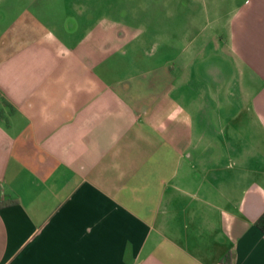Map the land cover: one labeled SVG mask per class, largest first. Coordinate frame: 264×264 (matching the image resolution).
Returning <instances> with one entry per match:
<instances>
[{"label":"crops","instance_id":"obj_1","mask_svg":"<svg viewBox=\"0 0 264 264\" xmlns=\"http://www.w3.org/2000/svg\"><path fill=\"white\" fill-rule=\"evenodd\" d=\"M0 110V264H264V0H0Z\"/></svg>","mask_w":264,"mask_h":264},{"label":"trees","instance_id":"obj_2","mask_svg":"<svg viewBox=\"0 0 264 264\" xmlns=\"http://www.w3.org/2000/svg\"><path fill=\"white\" fill-rule=\"evenodd\" d=\"M0 116H2V112L0 110ZM264 220V214H261L257 220H256V223L260 226V227H263V221Z\"/></svg>","mask_w":264,"mask_h":264},{"label":"rangeland","instance_id":"obj_3","mask_svg":"<svg viewBox=\"0 0 264 264\" xmlns=\"http://www.w3.org/2000/svg\"><path fill=\"white\" fill-rule=\"evenodd\" d=\"M59 10V9H58ZM161 14H159L158 13V16H160ZM163 15V14H162ZM156 20H158V22L160 23V24H162L163 25V23H164V16H162L161 18H157ZM205 37V35H202V36H200V39L198 38V40L197 41H200L201 39H203Z\"/></svg>","mask_w":264,"mask_h":264}]
</instances>
